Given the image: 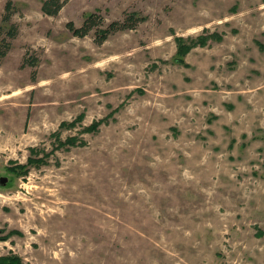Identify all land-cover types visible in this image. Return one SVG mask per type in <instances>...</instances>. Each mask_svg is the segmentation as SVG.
Instances as JSON below:
<instances>
[{
    "label": "rangeland",
    "instance_id": "obj_1",
    "mask_svg": "<svg viewBox=\"0 0 264 264\" xmlns=\"http://www.w3.org/2000/svg\"><path fill=\"white\" fill-rule=\"evenodd\" d=\"M41 1L0 0L17 27L0 57V237L21 233L0 256L264 264V0H68L55 16ZM90 12L145 20L72 35ZM198 35L176 62V37Z\"/></svg>",
    "mask_w": 264,
    "mask_h": 264
},
{
    "label": "trees",
    "instance_id": "obj_2",
    "mask_svg": "<svg viewBox=\"0 0 264 264\" xmlns=\"http://www.w3.org/2000/svg\"><path fill=\"white\" fill-rule=\"evenodd\" d=\"M68 0H42L40 9L43 14L48 16L57 15L58 11L61 9L63 4ZM11 3L8 2L5 6L6 13L3 14L1 18L0 24V57L3 56L7 49L10 46L9 40L7 38H13L17 33V27L14 23L11 22V11H10ZM100 17L96 12L88 13L83 20V23L79 27H74L72 22L67 23L68 30L74 36L82 37L85 36L92 28H97V42H103L108 35L116 31H123L127 29H133L135 26L144 21L145 17L139 15L136 12L124 13L122 19L120 20H112L104 26H100ZM213 35V33L211 34ZM208 36L198 35L196 39H191L189 43H184L183 38L176 37L177 42V50L175 57V61L183 64V59L181 56H184L192 47L194 46H204L207 42ZM81 117L78 118V120ZM97 126L96 122L88 125L84 128L85 131H89L94 129ZM71 140V139H70ZM39 157H31L29 156L26 164H34L38 165V162L41 161ZM26 164H17L15 166L9 167V169L15 174H19L18 172H22V168L26 167ZM21 170V171H20ZM13 234H21L19 231L10 230L4 236H1V240H6ZM0 264H23L20 256L14 253H10L7 255L0 256Z\"/></svg>",
    "mask_w": 264,
    "mask_h": 264
},
{
    "label": "water",
    "instance_id": "obj_3",
    "mask_svg": "<svg viewBox=\"0 0 264 264\" xmlns=\"http://www.w3.org/2000/svg\"><path fill=\"white\" fill-rule=\"evenodd\" d=\"M0 180H1V182H5V181L7 180V178H6V177H3V176H1V177H0Z\"/></svg>",
    "mask_w": 264,
    "mask_h": 264
},
{
    "label": "flooded vegetation",
    "instance_id": "obj_4",
    "mask_svg": "<svg viewBox=\"0 0 264 264\" xmlns=\"http://www.w3.org/2000/svg\"><path fill=\"white\" fill-rule=\"evenodd\" d=\"M0 182H1V180H0Z\"/></svg>",
    "mask_w": 264,
    "mask_h": 264
}]
</instances>
